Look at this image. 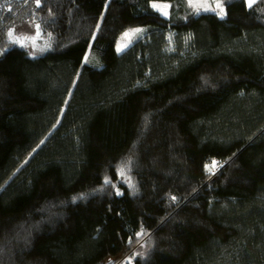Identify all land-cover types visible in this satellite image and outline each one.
I'll list each match as a JSON object with an SVG mask.
<instances>
[{"label":"trees","instance_id":"trees-1","mask_svg":"<svg viewBox=\"0 0 264 264\" xmlns=\"http://www.w3.org/2000/svg\"><path fill=\"white\" fill-rule=\"evenodd\" d=\"M222 6L0 0V264H264V0Z\"/></svg>","mask_w":264,"mask_h":264},{"label":"rangeland","instance_id":"rangeland-1","mask_svg":"<svg viewBox=\"0 0 264 264\" xmlns=\"http://www.w3.org/2000/svg\"><path fill=\"white\" fill-rule=\"evenodd\" d=\"M188 3L192 6L193 9H195L198 12H208V11H214L216 14L220 17L224 15L223 12V6H222V0H187ZM256 0H246V5L249 6L252 3H254ZM151 6L160 12L161 15L167 16L168 10H169V4L160 2V1H153L151 2ZM138 29L137 28H129L123 31L116 39V42L114 44V47L118 53L122 52L134 39ZM26 32L29 33V35L35 34V29L32 30V28H28V31L26 29ZM84 64L98 66L100 65V59L98 56L94 55L90 50H88L85 54Z\"/></svg>","mask_w":264,"mask_h":264}]
</instances>
